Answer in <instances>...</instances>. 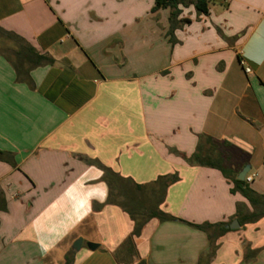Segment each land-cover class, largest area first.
Segmentation results:
<instances>
[{"label":"crops","instance_id":"1","mask_svg":"<svg viewBox=\"0 0 264 264\" xmlns=\"http://www.w3.org/2000/svg\"><path fill=\"white\" fill-rule=\"evenodd\" d=\"M154 4L0 0V30L52 60L19 75V44L0 33V264H264V217L227 228L253 207L221 171L178 155L227 143L231 169L250 165L264 195V0H215L208 16L180 6L173 35L171 10ZM92 161L139 185L177 174L160 206L177 220L133 237ZM188 223L230 231L209 258Z\"/></svg>","mask_w":264,"mask_h":264},{"label":"trees","instance_id":"2","mask_svg":"<svg viewBox=\"0 0 264 264\" xmlns=\"http://www.w3.org/2000/svg\"><path fill=\"white\" fill-rule=\"evenodd\" d=\"M154 11L161 9H170V28L169 35H173L175 29L180 23L178 18L181 15L180 6L186 7L189 4L194 5L195 10L199 15L208 16L209 1L194 0L190 3L187 0H154ZM188 22V20L184 21ZM0 33L7 40H15L20 50L16 53L18 61L17 71L20 73V68L27 63L31 68L43 64L51 63V59L46 56L37 54L36 50L27 45L23 40L19 39L11 33L0 30ZM227 143H218L210 138H201L199 140L196 152L190 157H186L182 153L179 156L184 158L189 165L207 167L217 169L232 183L231 193H240L247 199L254 211L245 213L242 207L237 206V216L241 226L249 223H255L264 217V195H259L254 192L246 181L238 180V171H233L229 166L230 157L226 155L228 148ZM104 171V181L107 183L110 190L111 203H116L125 212H127L135 223L133 237H138L141 234L143 227L151 219L157 218L160 221H176L177 219L162 212L160 206L164 203L167 189L179 180L177 174L159 177L155 182L148 185H139L131 179H125L109 168L102 166L98 161H92ZM123 198L119 201L118 198ZM4 209V208H3ZM191 227L205 232L210 241L208 257L214 256L217 250L216 241L230 230L226 228V223L218 224H189ZM246 258L254 257L255 252L246 246ZM252 252V253H251ZM253 254V256H252Z\"/></svg>","mask_w":264,"mask_h":264},{"label":"water","instance_id":"3","mask_svg":"<svg viewBox=\"0 0 264 264\" xmlns=\"http://www.w3.org/2000/svg\"><path fill=\"white\" fill-rule=\"evenodd\" d=\"M251 170V166L250 165H247L240 173H239V176H238V180L240 181H244L245 180V177L247 176V174L250 172ZM227 228L231 229V230H235V229H238L240 228V225H239V222L237 220H235L232 224H230L229 226H227ZM81 245H82V240H78L76 242V244L74 245V249L76 251H79V249L81 248ZM88 247L91 249V250H95L97 248L96 245H93V244H88Z\"/></svg>","mask_w":264,"mask_h":264},{"label":"built area","instance_id":"4","mask_svg":"<svg viewBox=\"0 0 264 264\" xmlns=\"http://www.w3.org/2000/svg\"><path fill=\"white\" fill-rule=\"evenodd\" d=\"M245 71H246V73H250L251 70H250V68H245ZM245 181L247 183H251L253 181V176H250L247 174V176L245 177Z\"/></svg>","mask_w":264,"mask_h":264},{"label":"rangeland","instance_id":"5","mask_svg":"<svg viewBox=\"0 0 264 264\" xmlns=\"http://www.w3.org/2000/svg\"><path fill=\"white\" fill-rule=\"evenodd\" d=\"M208 1H209V3H212V4L215 2V0H208ZM212 4H211V6H212ZM14 45L16 46L17 44L15 43ZM17 50H20V46H18V45L16 46V50L15 51H17ZM14 54L15 53H13V57H14Z\"/></svg>","mask_w":264,"mask_h":264}]
</instances>
